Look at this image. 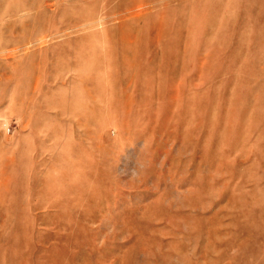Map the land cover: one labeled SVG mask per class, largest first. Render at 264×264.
Here are the masks:
<instances>
[{
	"label": "rangeland",
	"instance_id": "374dc122",
	"mask_svg": "<svg viewBox=\"0 0 264 264\" xmlns=\"http://www.w3.org/2000/svg\"><path fill=\"white\" fill-rule=\"evenodd\" d=\"M0 264H264V0H0Z\"/></svg>",
	"mask_w": 264,
	"mask_h": 264
}]
</instances>
